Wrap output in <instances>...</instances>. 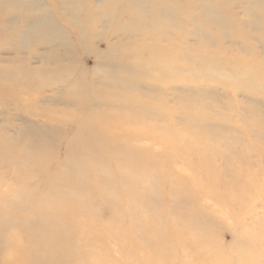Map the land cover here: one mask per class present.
<instances>
[{"label":"rangeland","instance_id":"1","mask_svg":"<svg viewBox=\"0 0 264 264\" xmlns=\"http://www.w3.org/2000/svg\"><path fill=\"white\" fill-rule=\"evenodd\" d=\"M0 264H264V0H0Z\"/></svg>","mask_w":264,"mask_h":264}]
</instances>
